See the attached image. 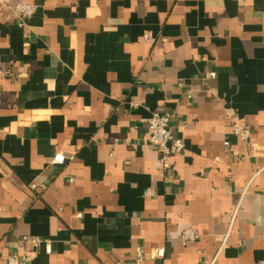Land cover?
<instances>
[{
  "label": "crops",
  "instance_id": "obj_1",
  "mask_svg": "<svg viewBox=\"0 0 264 264\" xmlns=\"http://www.w3.org/2000/svg\"><path fill=\"white\" fill-rule=\"evenodd\" d=\"M23 1V23L0 10V264L24 235L52 246L27 264H132L138 247L144 264H264V0ZM153 113L184 143L173 172Z\"/></svg>",
  "mask_w": 264,
  "mask_h": 264
},
{
  "label": "built area",
  "instance_id": "obj_2",
  "mask_svg": "<svg viewBox=\"0 0 264 264\" xmlns=\"http://www.w3.org/2000/svg\"><path fill=\"white\" fill-rule=\"evenodd\" d=\"M10 0H0V10L9 7ZM10 8L23 23L25 20L30 19L35 11L36 5L23 0L17 1L15 4L11 5ZM147 41H152V36L149 33L144 35ZM9 74V73H6ZM210 78L215 77V73L209 74ZM187 97L191 98V93L188 92ZM172 119L169 115L163 113H153L147 119L145 123L148 129V142L156 149L159 154L157 160V168L161 171H174V163L172 162V157L174 155L180 154L185 146L182 140L175 136V133L171 126ZM232 132L240 140L248 142L251 137V130L247 125L234 123L232 126ZM228 144V142H226ZM70 155H65L62 152H58L53 162L63 164L66 159H72ZM258 174V173H257ZM29 188L33 191H39L45 189V185L38 183H30ZM147 195H154V192L148 189L145 192ZM78 217L81 214L77 215ZM228 236V235H227ZM198 238V233L195 230L188 229L182 233V241L186 243L188 241H195ZM227 240V239H225ZM22 242V252L16 255L9 256L7 258L8 264H27L29 263L37 254L39 249L43 246L47 253H51L52 246L49 239H44L39 236L34 235H24L21 238ZM164 248H156L154 250L155 258H162L164 256ZM146 251L143 247H138L136 249V258L132 264H144Z\"/></svg>",
  "mask_w": 264,
  "mask_h": 264
}]
</instances>
